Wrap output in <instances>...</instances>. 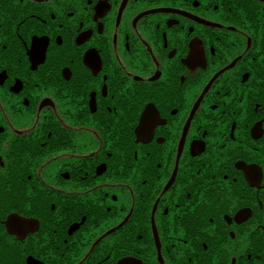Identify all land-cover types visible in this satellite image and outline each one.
<instances>
[{"label": "flooded vegetation", "instance_id": "obj_1", "mask_svg": "<svg viewBox=\"0 0 264 264\" xmlns=\"http://www.w3.org/2000/svg\"><path fill=\"white\" fill-rule=\"evenodd\" d=\"M0 264H264V0H0Z\"/></svg>", "mask_w": 264, "mask_h": 264}]
</instances>
